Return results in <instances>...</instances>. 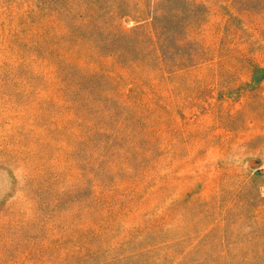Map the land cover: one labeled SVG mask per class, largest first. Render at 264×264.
Segmentation results:
<instances>
[{"label":"rangeland","instance_id":"rangeland-1","mask_svg":"<svg viewBox=\"0 0 264 264\" xmlns=\"http://www.w3.org/2000/svg\"><path fill=\"white\" fill-rule=\"evenodd\" d=\"M0 264H264V0H0Z\"/></svg>","mask_w":264,"mask_h":264}]
</instances>
